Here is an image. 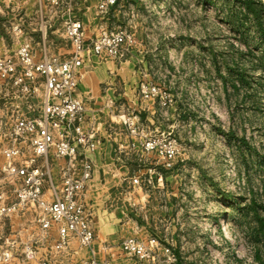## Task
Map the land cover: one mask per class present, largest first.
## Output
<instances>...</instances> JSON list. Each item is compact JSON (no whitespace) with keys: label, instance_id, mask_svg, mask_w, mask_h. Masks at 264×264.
I'll list each match as a JSON object with an SVG mask.
<instances>
[{"label":"rangeland","instance_id":"1","mask_svg":"<svg viewBox=\"0 0 264 264\" xmlns=\"http://www.w3.org/2000/svg\"><path fill=\"white\" fill-rule=\"evenodd\" d=\"M82 1L72 4L88 41L103 28L131 35L121 59L88 57L79 83L100 68L107 73L98 82L101 93L112 88L106 123L140 177L117 194L147 226L143 240L160 238L178 264H264V0H121L106 15L99 14L98 0ZM20 2L16 9L29 13L31 28L41 23L32 16L37 8L52 17L44 0ZM51 21L47 47L39 28L26 32L37 59L45 48L62 57L72 50L61 17ZM13 22L15 16L0 20V47L7 53L18 47L8 29ZM148 86L158 92L143 99ZM43 94L39 83L30 107L14 85L0 80L1 129L18 111L37 115ZM133 111L146 131L175 140L174 159L146 152L128 133L121 116ZM33 217L29 209L14 215L6 232L37 242Z\"/></svg>","mask_w":264,"mask_h":264},{"label":"built area","instance_id":"2","mask_svg":"<svg viewBox=\"0 0 264 264\" xmlns=\"http://www.w3.org/2000/svg\"><path fill=\"white\" fill-rule=\"evenodd\" d=\"M51 9L48 20L41 7L32 16L40 18V25L31 28L30 15L19 8L13 9L15 22L8 27L18 41L14 53L0 47V80L4 85H14L31 107L32 97L38 84L43 83V102L37 115L27 116L18 111L6 131L0 122V264H12L19 259L21 264H50L48 258L39 259L38 241H24L13 230L6 232V221L14 215L33 212V220L47 234L53 225H58L59 237L51 249L62 251L75 236L82 246L88 248L91 257L83 264H110L101 262L94 248L96 233L91 212L84 201L89 182L93 179L95 163L91 153L98 149L96 127L90 123L91 115L86 101L77 96L79 69L90 56L119 60L131 35L121 27L103 28L95 39L86 38L85 23L76 15L72 0H44ZM121 0H98L99 14L106 15ZM54 17H61L65 37L71 42L68 57L50 54L47 48L37 59L38 51L33 36L26 35L31 29L43 33L47 47V31H52ZM6 25V24H5ZM38 45V44H37ZM89 60V59H88ZM156 86L143 89V99L156 95ZM123 124L128 133L141 140L142 149L159 155L170 162L177 154L176 142L164 133L145 130L141 119L134 111L124 113ZM58 159H64L59 177L53 168ZM151 180V178H150ZM133 185L140 177L131 179ZM12 197V198H10ZM120 247L141 264H178V259L169 245L152 236L149 240L137 237L125 238ZM108 246L101 251L107 253Z\"/></svg>","mask_w":264,"mask_h":264},{"label":"crops","instance_id":"3","mask_svg":"<svg viewBox=\"0 0 264 264\" xmlns=\"http://www.w3.org/2000/svg\"><path fill=\"white\" fill-rule=\"evenodd\" d=\"M20 1L1 0L0 20L14 17L11 10L20 6ZM83 1L84 6L86 3ZM106 75L102 68L92 71L85 78L86 80L79 84L77 90V96L86 101L91 115L87 127L94 125L99 139L98 149L91 153L95 171L86 190L84 201L92 216L96 233L94 248L98 251V259L101 262L109 260L110 264H140L135 257L124 253L120 247L125 238L147 237V226L132 217L127 204L120 201L117 194L120 189L132 184L131 179L134 173L127 166V157L122 153L123 144L118 141L117 131L106 123V108L110 102L112 88H109L107 93H101L98 84L99 80L106 78ZM64 164V159H58V164L54 166L53 172L57 177L61 172L60 167ZM58 237V225H53L47 234H44L38 225V234L34 235V239L38 241L39 259L50 256V264H83L84 259L91 257L90 250L82 246L75 236L70 238L69 245L62 251L51 249ZM103 246H108L107 253L101 251ZM12 264L21 263L16 259Z\"/></svg>","mask_w":264,"mask_h":264}]
</instances>
